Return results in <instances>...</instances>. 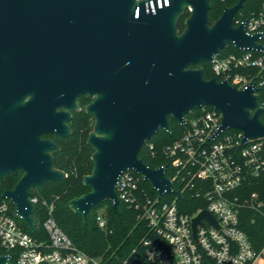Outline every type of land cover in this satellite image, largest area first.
Listing matches in <instances>:
<instances>
[{"label":"water","instance_id":"95a60500","mask_svg":"<svg viewBox=\"0 0 264 264\" xmlns=\"http://www.w3.org/2000/svg\"><path fill=\"white\" fill-rule=\"evenodd\" d=\"M149 1L0 0V180L21 172L2 197L31 231V188L67 177L55 165L61 145L45 135L73 133L68 122L82 109V95L93 97L84 108L94 118L87 138L93 167L83 176L90 190L68 206L85 218L111 200L122 221L117 184L127 169L142 174L159 196L168 191L183 197L165 166L150 167L139 156L146 140L170 130V117L183 125L193 109L209 105L221 112V129H242L243 141L264 136V107L253 87L206 78L203 66H193L212 61L229 43L263 47L259 34L235 23L244 0L225 6L214 22L211 0H162V7L153 0L154 11L146 9ZM201 219L216 223L204 210L194 228ZM0 264L12 263L1 254Z\"/></svg>","mask_w":264,"mask_h":264},{"label":"built area","instance_id":"2783aa9c","mask_svg":"<svg viewBox=\"0 0 264 264\" xmlns=\"http://www.w3.org/2000/svg\"><path fill=\"white\" fill-rule=\"evenodd\" d=\"M164 3L168 5L169 0ZM158 6L162 7V0ZM149 8L155 10L153 0L146 2ZM235 23H244L248 34H259L257 43L263 47L237 48L229 43L208 62L211 72L239 89L253 87L264 107V0L251 15H236ZM260 119L264 122V112ZM221 122V112L204 105L200 112L186 115L183 132L164 146L168 163L160 166L166 167L173 188L183 197L168 191L159 196L152 183L150 193L140 187L145 180L142 174L132 169L122 172L117 184L119 198L137 210L138 219L146 226L138 247L126 257L92 255L78 247L57 222L54 201H41L37 187L31 188L30 199L36 207L39 202L45 206L42 226L47 239L33 236L14 204L1 195V254L8 255L12 264H264V245L256 248L243 227L247 211L264 218L261 193L248 187L264 181V136L243 141L242 129H221ZM187 197L202 204L188 210L189 205L181 203ZM204 210L216 223L201 219L194 228V218ZM97 223L107 230L103 208L98 211ZM139 247L147 263L139 262Z\"/></svg>","mask_w":264,"mask_h":264},{"label":"trees","instance_id":"16d2710c","mask_svg":"<svg viewBox=\"0 0 264 264\" xmlns=\"http://www.w3.org/2000/svg\"><path fill=\"white\" fill-rule=\"evenodd\" d=\"M238 0H211L209 19L214 22L222 13L225 6L234 5ZM263 0H244L242 8L237 12L238 17L245 18L255 12ZM184 18L179 21V27L184 28ZM229 50H233L231 47ZM204 67V76L213 77L210 64L206 61L193 65ZM86 96V95H82ZM80 96V98L82 97ZM88 96V95H87ZM79 98V101H80ZM261 100V99H260ZM81 104V101H80ZM82 105V104H81ZM210 107V106H209ZM200 112V108L193 109L187 117ZM170 130L160 129L152 138L146 140L142 145L139 156L150 167H158L168 163V158L163 152V148L168 143L175 140L184 130V126L174 117L169 118ZM73 130L69 136L45 135L54 138L60 145L61 150L55 153V165L66 171L67 177L63 180H48L44 183L42 190H37L40 200L54 201V216L62 227L68 233L74 243L81 249L92 255H105L121 259L129 255L131 249L138 247L140 239L145 232V224L138 219V212L133 207L126 204L122 198L118 204V212L121 214L120 222L117 212L112 206L111 200L102 201L97 207L92 209L87 217L75 213L68 206V201L75 196L82 195L90 190V187L83 184V176L91 172L93 161L91 154L93 148L87 143L89 132L91 131L94 118L88 114L84 106L78 112H74L72 119L68 122ZM153 144V148H150ZM21 176L18 174L4 175L0 180V198L5 189L12 188ZM176 186L178 184L176 183ZM140 187L153 192L149 181L142 180ZM250 190H257L261 193L264 200V181L262 179L248 186ZM185 202L190 203L186 208L195 210L202 203H196L192 198L187 197ZM184 204V201H181ZM186 204V203H185ZM103 208V214L107 219V230H103L97 223L99 209ZM45 206L40 202L34 211L35 231L31 234L40 239H47V233L43 229L42 220L44 218ZM243 227L249 234V237L256 248L264 245V218L257 212L247 211L243 215ZM26 228L27 225L23 222ZM139 262L147 263L143 257L140 247L138 248ZM4 250L0 249V254ZM14 261V260H13ZM138 262V261H137ZM136 263V262H135ZM138 264V263H136Z\"/></svg>","mask_w":264,"mask_h":264},{"label":"rangeland","instance_id":"374dc122","mask_svg":"<svg viewBox=\"0 0 264 264\" xmlns=\"http://www.w3.org/2000/svg\"><path fill=\"white\" fill-rule=\"evenodd\" d=\"M80 101H81V104L85 107L89 102H91L92 101V97H90V96H82L81 98H80ZM148 181V180H147ZM149 183L151 184V182L149 181ZM32 189H33V187H32ZM168 196V195H167ZM166 196V197H167ZM184 203H186V204H190V203H188V202H185L184 201Z\"/></svg>","mask_w":264,"mask_h":264},{"label":"flooded vegetation","instance_id":"af4514ba","mask_svg":"<svg viewBox=\"0 0 264 264\" xmlns=\"http://www.w3.org/2000/svg\"><path fill=\"white\" fill-rule=\"evenodd\" d=\"M187 15H188V11H187V13H186ZM91 97V96H90ZM92 99H93V97H92ZM80 102V101H79ZM85 108V107H84Z\"/></svg>","mask_w":264,"mask_h":264}]
</instances>
